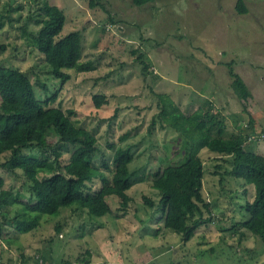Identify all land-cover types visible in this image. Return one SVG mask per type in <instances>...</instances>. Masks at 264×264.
I'll use <instances>...</instances> for the list:
<instances>
[{
	"label": "rangeland",
	"instance_id": "1",
	"mask_svg": "<svg viewBox=\"0 0 264 264\" xmlns=\"http://www.w3.org/2000/svg\"><path fill=\"white\" fill-rule=\"evenodd\" d=\"M42 1L0 0V64L23 70L39 99L50 100L57 91L56 100L47 105L74 108L76 124L90 128L101 143L95 165L102 166L103 154L111 158L110 143L132 146L129 168L136 174L127 190L132 200L123 211L120 198L109 195L112 212L100 216L76 204L62 207L57 214H44L39 227L19 231L7 215L19 214L17 199L32 191L20 186L22 170L23 177L1 167L0 192L9 189L14 195L0 205V264H264V239L233 229L235 222L249 218L245 204L254 197L255 186L215 173L217 163L223 165L220 171L229 163L207 147L199 155L203 191L214 201L213 221L199 226L189 240L164 226L161 192L152 181L158 167L181 163L188 149L173 128L151 125L160 110L156 93L171 95L187 114L212 99L228 121L225 136L242 128L251 134L247 150L264 154V0H244L245 13L236 8L238 0H153L142 5L133 0H48L66 14L61 34L80 30L81 59L93 61L92 69L73 70L63 84L49 72L36 40L25 30L40 27ZM142 48L153 58L154 75L143 74L137 59ZM229 62L254 94L255 120L247 130L250 115L233 89ZM95 93L105 94L109 104L97 108ZM48 133L54 135V130ZM58 148L67 156L74 146Z\"/></svg>",
	"mask_w": 264,
	"mask_h": 264
},
{
	"label": "trees",
	"instance_id": "2",
	"mask_svg": "<svg viewBox=\"0 0 264 264\" xmlns=\"http://www.w3.org/2000/svg\"><path fill=\"white\" fill-rule=\"evenodd\" d=\"M133 1L142 5L153 0ZM236 8L240 13L248 10L244 0H238ZM42 9L45 16L40 27L25 30L36 40L49 72L63 84L71 78L73 70L92 69V60L81 59L82 32L75 30L61 34L66 21L64 10L48 0L42 1ZM2 25L0 21V27ZM137 51L133 49L132 52ZM139 51L137 59L143 66V74L154 75L153 58L143 48ZM232 63L229 62V70L234 77L233 89L243 104V110L250 115L247 130L255 120L251 107L256 102L247 82L234 71ZM159 76L157 74L155 78ZM43 87L49 91L47 83L44 82ZM156 94L160 110L153 116L151 125L159 123L161 127L173 128L184 137L188 149L181 163L158 167L159 172L152 181V186L161 192L159 207L164 226L189 240L199 226L213 221L214 201L208 200L203 191L204 162L199 155V151L207 147L222 154V160L229 163L222 171L223 165L217 163L215 173L222 178L234 175L255 186L254 197L245 204L249 218L235 222L233 229L241 236L247 229L264 239V154L247 150L251 134L242 132L244 129L241 128L232 136H225L228 121L220 117V109L212 99L187 114L171 95ZM56 97L57 91L50 100L39 99L30 77L23 70L0 64V168L18 170L21 177L25 175L20 186L32 191L30 196L23 194L17 199L22 205L19 214L13 217L4 214L19 231L39 227L44 214H57L62 207L76 204L100 216L112 212L107 196L117 195L119 209L123 211L128 210L132 200L127 193L136 174L129 168L134 157L132 146L110 143L113 149L111 158L107 159L103 154L102 166L95 165L97 152H102L98 136L90 128L76 124L74 108L64 110L60 105H47ZM92 99L97 108L110 101L103 93H95ZM50 128L54 135L48 133ZM260 138H264V132ZM61 144H71L74 149L64 156L58 148ZM3 181L0 176V183ZM98 186L100 188L92 193ZM1 189L0 205L8 203L6 197L14 195L9 189ZM144 200L154 205L151 197L144 196ZM2 224L0 221V228Z\"/></svg>",
	"mask_w": 264,
	"mask_h": 264
},
{
	"label": "crops",
	"instance_id": "3",
	"mask_svg": "<svg viewBox=\"0 0 264 264\" xmlns=\"http://www.w3.org/2000/svg\"><path fill=\"white\" fill-rule=\"evenodd\" d=\"M237 114H238V113H237ZM237 114H236V115H237Z\"/></svg>",
	"mask_w": 264,
	"mask_h": 264
}]
</instances>
